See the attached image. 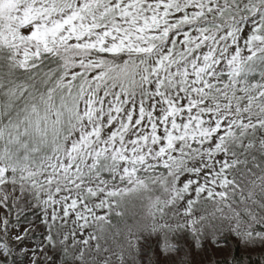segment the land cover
<instances>
[{
  "label": "rangeland",
  "instance_id": "374dc122",
  "mask_svg": "<svg viewBox=\"0 0 264 264\" xmlns=\"http://www.w3.org/2000/svg\"><path fill=\"white\" fill-rule=\"evenodd\" d=\"M0 16V43L13 47L18 65L62 49L75 59V70L89 72L86 88L72 106L73 136L64 153L51 161L52 168L44 165L43 172L69 167L72 151L87 145L91 149L78 169L80 175L96 158L122 180L136 179L140 171L151 173L156 165L170 167L173 172L163 181V192L147 198L142 207L149 223L143 234H149L153 224L159 229L168 222L153 217L154 209L165 212L173 206L170 216L178 215L176 224L186 229L179 236L201 248H216L218 241L207 237L211 225L221 223L223 208L233 216L223 221L227 234L232 232L226 238L251 240L259 222L254 215L243 221L246 209L217 205L216 219L210 215L194 221L188 207L197 196L223 194L221 170L230 159L221 153V141L244 121L230 117L225 103H204L202 95L221 85L222 75L242 73L247 83L254 70L243 66L264 52V0H0ZM90 52H124L141 61L126 68H103ZM106 77L112 90L103 84ZM260 81L264 95V79ZM192 141L199 144L198 153L191 161H176L179 145L189 150ZM51 199V212H66L72 220L92 216L97 210L93 201L105 200L102 193L91 200L73 193ZM26 233L23 228L11 230L15 240ZM58 255L40 247L34 259L58 264Z\"/></svg>",
  "mask_w": 264,
  "mask_h": 264
},
{
  "label": "trees",
  "instance_id": "16d2710c",
  "mask_svg": "<svg viewBox=\"0 0 264 264\" xmlns=\"http://www.w3.org/2000/svg\"><path fill=\"white\" fill-rule=\"evenodd\" d=\"M14 54L12 46L0 43V264H54L51 259H34L40 247L59 254L58 264H264V95L260 81L264 79V52L243 66L254 70L247 83L242 73L222 75V86L202 95L204 103H225L230 107L227 114L244 122L221 141V153L230 159L221 170L223 194L194 198L188 207L190 217L194 221L210 215L216 219L217 205L232 204L246 209L243 221L254 215L259 222L252 228L251 240L231 235L229 240L226 237L232 232L227 234L223 221L233 216L221 208L224 217L211 225L207 237L209 242L218 241L216 248L212 244L201 248L179 236L186 229L183 223L176 224L178 215L170 216L173 206L165 212L154 209L153 217L168 222L159 229L151 223L153 233H142L149 227L142 207L163 192V181L173 172L170 167L156 165L151 173L140 171L136 179L122 180L107 162L96 158V164L84 174L97 178L91 182L90 177L77 173L90 152L87 145L72 151L69 167L43 172L44 165L64 153L73 136L72 106L86 88L89 72L75 70V59L67 50L39 53L24 65L15 62ZM90 56L102 67L112 68L141 61L124 52H90ZM109 79L103 84L112 90ZM189 144V150L179 145L176 161L184 157L191 161L198 153L199 144ZM96 185L100 190L95 191ZM71 193L86 200L102 193L105 200L93 201L97 210L87 218L72 220L66 212L52 213L51 197ZM101 226L104 228L99 229ZM16 228L27 229L19 240L11 236ZM253 240L256 242L250 244Z\"/></svg>",
  "mask_w": 264,
  "mask_h": 264
}]
</instances>
